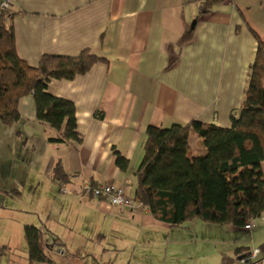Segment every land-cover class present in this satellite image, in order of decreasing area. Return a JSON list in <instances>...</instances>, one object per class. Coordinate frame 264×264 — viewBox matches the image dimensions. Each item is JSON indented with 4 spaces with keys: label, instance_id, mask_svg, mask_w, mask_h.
Masks as SVG:
<instances>
[{
    "label": "crops",
    "instance_id": "crops-1",
    "mask_svg": "<svg viewBox=\"0 0 264 264\" xmlns=\"http://www.w3.org/2000/svg\"><path fill=\"white\" fill-rule=\"evenodd\" d=\"M206 1L11 0L16 51L29 65L37 66L43 55L77 56L84 50L105 62L49 86L51 93L74 103L81 143H49L33 97L19 100L15 123L0 125V160L5 164V155L11 173L25 178L10 185L20 190L32 171L50 179L61 161L70 180L53 202L60 212H69L70 230L94 224L93 236L139 234L143 240L151 228L165 231L168 226L141 204L121 210L88 197L82 187L114 183L134 193L148 126L192 120L231 125L230 113L241 105L256 55L253 33L264 41V0H222L200 16ZM189 33L191 39L184 41ZM115 150L129 159L128 172L116 166ZM203 153L200 146L195 154ZM241 172L247 169L227 173L229 189L237 198H250L247 174L246 188L240 184L232 191L230 179ZM77 208L87 209V216L74 217Z\"/></svg>",
    "mask_w": 264,
    "mask_h": 264
},
{
    "label": "trees",
    "instance_id": "trees-1",
    "mask_svg": "<svg viewBox=\"0 0 264 264\" xmlns=\"http://www.w3.org/2000/svg\"><path fill=\"white\" fill-rule=\"evenodd\" d=\"M222 2H204L199 15L211 12ZM15 14L12 8H0V125L12 126L19 100L32 96L37 121L49 128V143L71 140L81 143L83 136L78 132L74 103L51 93L49 86L54 81H72L85 75L105 59L84 50L77 56L43 55L37 66L29 65L16 51ZM253 34L257 40L255 59L248 66L241 105L230 113L229 127L200 120L174 123L169 127L148 126L143 157L134 172V193L123 185L95 182L84 184L82 193H90V198L106 200L111 207L121 210H132L136 204H141L154 219L168 226V232L195 220L215 225L231 224L251 231L255 220L264 214V41ZM191 36V33L186 34L184 41ZM190 134L199 137L203 154H195L200 146L193 151ZM115 164L124 173L130 167L129 159L118 150H115ZM240 168L247 169V182L252 191L250 198H237L229 189L227 173ZM51 178L60 186L69 182L61 161L54 166ZM108 185L123 189L131 205L113 204L109 197L101 194V189ZM62 191L66 193L65 188ZM248 224L250 228H246ZM46 225L25 224V264H56L53 255L58 249L64 250L67 243L58 231L50 229V243L45 239L48 235ZM104 236L98 234V238ZM9 249L6 244L0 245V264H15L10 259L4 260ZM255 250L259 251L257 259L261 253L264 256V243ZM255 250L246 254L243 248H238L234 257L223 255L221 264H243L240 256L253 261L256 258L251 255Z\"/></svg>",
    "mask_w": 264,
    "mask_h": 264
},
{
    "label": "rangeland",
    "instance_id": "rangeland-1",
    "mask_svg": "<svg viewBox=\"0 0 264 264\" xmlns=\"http://www.w3.org/2000/svg\"><path fill=\"white\" fill-rule=\"evenodd\" d=\"M198 140L197 135L190 134L189 143L193 151L200 146ZM1 155L7 164H2L0 160V245L10 247L4 260L10 259L12 263L25 264L27 261L24 226L29 223L47 224L45 239L49 243L50 229L58 231L66 241L64 250L58 249V253L53 255L56 264H221L223 255L234 257L238 248H243L247 254L264 243V214L255 220L251 231L231 224L215 225L195 220L173 232L151 228L149 234L147 231L146 240L139 234L135 238L115 235L98 238V234L91 238L94 224L80 225L71 232L69 221L72 217L69 212H60L53 202L54 195L60 194V184L32 171L30 179L21 184L20 190L14 191L10 182L17 184L25 178L17 171L12 174L5 155ZM246 174H233L230 179L232 191L235 192L240 184L246 188ZM87 195L90 197V193ZM238 209L239 205L235 208L236 212ZM77 211L73 213L74 217L80 213L87 216V209L77 208ZM239 259L243 260V264H264L262 253L253 261L242 256Z\"/></svg>",
    "mask_w": 264,
    "mask_h": 264
},
{
    "label": "built area",
    "instance_id": "built-area-1",
    "mask_svg": "<svg viewBox=\"0 0 264 264\" xmlns=\"http://www.w3.org/2000/svg\"><path fill=\"white\" fill-rule=\"evenodd\" d=\"M12 6L11 0H0V8L4 10L10 9ZM101 194L109 197L111 199V202L116 205H127L130 206V200L127 197V194L125 191L121 188H117L113 185L104 186L103 189H101ZM99 191H96V194ZM99 194V193H98ZM246 228H250V225L248 224ZM259 254L258 250H255L253 254L251 255L252 258H256Z\"/></svg>",
    "mask_w": 264,
    "mask_h": 264
},
{
    "label": "water",
    "instance_id": "water-1",
    "mask_svg": "<svg viewBox=\"0 0 264 264\" xmlns=\"http://www.w3.org/2000/svg\"><path fill=\"white\" fill-rule=\"evenodd\" d=\"M195 25V22L192 23V27ZM240 260V259H239Z\"/></svg>",
    "mask_w": 264,
    "mask_h": 264
}]
</instances>
